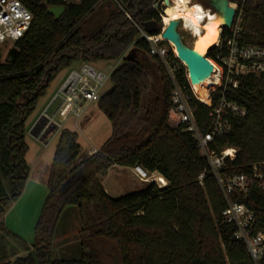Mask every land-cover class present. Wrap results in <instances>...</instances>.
Wrapping results in <instances>:
<instances>
[{
    "label": "trees",
    "instance_id": "obj_1",
    "mask_svg": "<svg viewBox=\"0 0 264 264\" xmlns=\"http://www.w3.org/2000/svg\"><path fill=\"white\" fill-rule=\"evenodd\" d=\"M20 1L33 20L14 42L18 50L14 61L0 62V264H105L97 247L101 243L116 248L121 264H264V255L254 261L244 240L236 237V226L223 220L224 196L196 140L169 121L172 80L162 60L150 54V43L137 26L149 21L162 26V8L156 0ZM229 1L238 5L243 18L242 42L264 49V0ZM51 5L65 7L60 18L48 13ZM106 7L110 10L105 19L89 28L88 18ZM130 46L143 61L125 59L111 73L112 89L97 101L111 123L110 137L83 157L78 132L61 130L50 167L49 193L30 246L5 223L30 174L27 121L63 70L77 61L116 58ZM216 53L212 48L209 57ZM168 56L187 87L198 125L207 130L210 108L198 98L208 102L209 97L200 84L190 85L185 66L172 50ZM223 88L213 89L215 100ZM225 93L247 113L231 116L232 130L216 136L212 147L239 151L235 159L226 160L221 172H248L254 163L264 161V73L240 79L237 89L227 88ZM117 165L158 172L168 185L147 182L138 192L114 198L105 191L102 179ZM74 175L75 182L63 192ZM232 197L253 210L256 226L264 229V191L252 188ZM69 205L78 207L80 257L55 259V229ZM20 250L27 255L20 256Z\"/></svg>",
    "mask_w": 264,
    "mask_h": 264
},
{
    "label": "built area",
    "instance_id": "obj_2",
    "mask_svg": "<svg viewBox=\"0 0 264 264\" xmlns=\"http://www.w3.org/2000/svg\"><path fill=\"white\" fill-rule=\"evenodd\" d=\"M190 3L193 4L192 0ZM156 6L162 8L168 5L164 0H156ZM165 11L162 8L159 13L162 26L158 33L151 34L144 27L137 26L141 37L150 43V54L157 55L162 60L172 80L173 106L169 113V121L173 127L182 126L196 140L200 153L207 159L224 196L226 207L222 214L223 220L236 226V237L244 240L251 257L258 262L264 255V229L256 226L253 210L246 204L234 200L232 195L235 192L246 194L252 188L264 191V161L254 163L248 172H221L226 160L228 158L235 159L239 151L236 148H225L219 151L214 149L212 144L215 142L216 136L229 133L232 130L231 116L243 117L246 115L247 108L236 101L229 100L225 91L227 88L237 89L242 78L264 73V49L242 42L243 18L237 10L233 25L230 28L222 27L220 41L213 47L217 50L216 56L212 60L208 57L215 66L214 73H220V82L210 87L208 102L198 98L194 93L210 108V124L207 130H203L198 125L194 109L189 104L187 87L179 81L175 66L168 56L171 50L175 51L173 47H170V41L162 36L167 26L164 21ZM32 20L33 14L20 0H0V43L8 40L15 42L22 38L29 30ZM180 20L179 28L182 29L183 19ZM109 76L111 75L96 70L91 63L83 62L80 70L71 71L64 82L61 88L64 99L56 113L59 112L63 118H67L70 112L78 114L83 102L98 101L101 97V88ZM187 78L189 80L188 73ZM221 85L224 88L218 94V99L215 100L212 91ZM96 151L97 149L91 153ZM134 171L141 181L155 182L159 187L168 185V181L158 172L149 173L141 166H135ZM205 176V172L199 176L202 185Z\"/></svg>",
    "mask_w": 264,
    "mask_h": 264
},
{
    "label": "rangeland",
    "instance_id": "obj_3",
    "mask_svg": "<svg viewBox=\"0 0 264 264\" xmlns=\"http://www.w3.org/2000/svg\"><path fill=\"white\" fill-rule=\"evenodd\" d=\"M164 1L166 2V0ZM196 2H202V5L205 4L204 7L207 5L205 0H192V3ZM166 7L167 6H163L162 8L166 10ZM109 10L108 7L102 10L97 9L94 14L88 18L87 26L89 28H94L105 19ZM182 29L184 28L182 27ZM182 33L185 41L192 45L195 37L191 32L182 30ZM170 47H173V45H170ZM12 48H14V41L12 40L0 43V62H5L7 60L8 53ZM175 53L176 52H174V54ZM128 58L143 61V56L139 51L130 46L124 53L116 58L91 62V65L94 66L96 70L111 75V73L120 67L125 59ZM210 59L212 60L213 58ZM82 64V61H77L58 75L51 83L47 94L41 98L34 113L27 121L26 142L29 145V150L26 154V161L30 166V174L23 193L17 199L18 201L15 200L11 203L5 215V223L10 230L12 229L15 233L20 234L30 246L35 240V226L49 193L48 180L50 167L60 141V131L68 128L78 132V142L84 149L83 157L92 154V151L100 148L112 133L111 123L107 116L98 109L97 101H90L83 102V106L79 113L70 112L67 118H63L59 112L54 114L53 121L59 125V128L55 134L49 137L51 140L48 145H45V142L40 141L31 134V128L35 124V118L41 116L51 102L50 99L55 92L57 94L62 92L61 88L71 71L80 70ZM200 86L203 88L204 92L208 90L202 85ZM112 87L113 83L111 76H109L101 88L100 94L103 95L109 92ZM102 183L107 187L109 194L114 198L138 192L144 189L148 184L147 182L141 181L128 167L118 165L110 168L108 175L102 179ZM80 229L81 223L78 207L76 205L67 206L55 229L52 244L53 258L77 259L80 257ZM97 247L101 251V257L105 264H121L119 253L112 244L101 243Z\"/></svg>",
    "mask_w": 264,
    "mask_h": 264
},
{
    "label": "water",
    "instance_id": "obj_4",
    "mask_svg": "<svg viewBox=\"0 0 264 264\" xmlns=\"http://www.w3.org/2000/svg\"><path fill=\"white\" fill-rule=\"evenodd\" d=\"M208 8L215 12H222L224 18L223 28H230L235 20L238 6L233 3H230L229 0H205ZM171 3L170 0H166V4L169 5ZM65 12V7L63 5H51L48 8V13L55 16L56 19L60 18L62 14ZM181 20L173 19L171 20L165 30L162 33V36L175 44L178 58L180 61L184 63L187 68L188 77L191 79V83H199L206 81L209 77H211L214 73L215 66L209 60V52L206 51L202 47H197L196 43L190 45L184 39L182 30L179 28ZM144 29L148 33H158L161 29L157 25L155 21H149L144 24ZM18 50L16 48H12L8 53V61L13 62ZM65 91V90H64ZM64 96L62 93H58L46 107L44 112L35 122V124L31 128V134L35 137H39L41 139L47 138L50 134H54L56 129L59 128V125L56 124L51 118L56 113L58 107L63 102ZM75 175L69 179L62 188V191L65 192L69 186L75 182Z\"/></svg>",
    "mask_w": 264,
    "mask_h": 264
},
{
    "label": "bare ground",
    "instance_id": "obj_5",
    "mask_svg": "<svg viewBox=\"0 0 264 264\" xmlns=\"http://www.w3.org/2000/svg\"><path fill=\"white\" fill-rule=\"evenodd\" d=\"M201 3L191 4L190 0H173L166 7L164 21L168 24L173 19H183V30L191 32L195 37L194 41L197 47H202L208 51L220 41L224 18L222 12L213 13L204 7V3V5ZM170 43L178 55L175 44L171 41ZM189 80L191 83L190 78ZM220 80V73L215 72L206 81L198 83L208 89L204 92L205 97H209V88L214 84H218ZM193 84L195 83H191V85Z\"/></svg>",
    "mask_w": 264,
    "mask_h": 264
},
{
    "label": "crops",
    "instance_id": "obj_6",
    "mask_svg": "<svg viewBox=\"0 0 264 264\" xmlns=\"http://www.w3.org/2000/svg\"><path fill=\"white\" fill-rule=\"evenodd\" d=\"M206 8H208V7H206ZM98 62V61H97ZM57 95V93L55 92L53 95H52V97H51V99H50V101L55 97ZM38 118H39V116H38ZM37 117L35 118V121L34 122H36L37 121V119H38ZM34 124V123H33ZM61 132V131H60ZM37 139H39L40 141H42V142H45V145H48L49 144V142H50V140H51V138H45V139H41V138H39V137H36ZM98 149V148H97ZM113 167H115V166H113ZM112 168V167H111ZM135 175H136V173H135V171H134V168H132V167H128ZM109 173V172H108ZM108 175V174H107ZM137 176V175H136ZM104 186V185H103ZM104 188H105V191L109 194V190L107 189V187H105L104 186ZM110 195V194H109ZM18 201V200H17ZM12 230V229H11ZM13 231V230H12ZM14 233H15V231H13ZM16 234H18V233H16ZM18 235H20V234H18ZM21 236V235H20ZM27 253L28 252H26V251H23V250H20V256H24V255H27Z\"/></svg>",
    "mask_w": 264,
    "mask_h": 264
},
{
    "label": "flooded vegetation",
    "instance_id": "obj_7",
    "mask_svg": "<svg viewBox=\"0 0 264 264\" xmlns=\"http://www.w3.org/2000/svg\"><path fill=\"white\" fill-rule=\"evenodd\" d=\"M57 130H58V129H56V131H57ZM56 131H55V133H56ZM55 133H54V134H55ZM52 135H53V134H52ZM52 135L50 134L49 136H47V138L51 137Z\"/></svg>",
    "mask_w": 264,
    "mask_h": 264
}]
</instances>
